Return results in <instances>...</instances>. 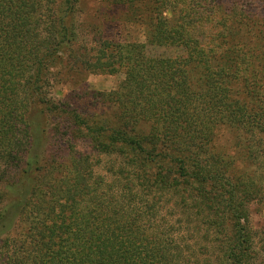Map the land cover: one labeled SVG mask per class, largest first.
Instances as JSON below:
<instances>
[{
	"label": "trees",
	"instance_id": "1",
	"mask_svg": "<svg viewBox=\"0 0 264 264\" xmlns=\"http://www.w3.org/2000/svg\"><path fill=\"white\" fill-rule=\"evenodd\" d=\"M80 2L0 0V264H264V0H99L145 40L96 46Z\"/></svg>",
	"mask_w": 264,
	"mask_h": 264
},
{
	"label": "rangeland",
	"instance_id": "2",
	"mask_svg": "<svg viewBox=\"0 0 264 264\" xmlns=\"http://www.w3.org/2000/svg\"><path fill=\"white\" fill-rule=\"evenodd\" d=\"M79 11L76 13L79 26V41L91 46H96L94 39L111 38L118 41H144L145 28L137 23H122L117 18V10L104 8L99 0H81ZM100 18H103V26L97 25ZM97 24H96V23ZM102 26V27H101ZM100 27V28H99ZM99 28V29H98ZM63 72L69 75V80L65 78L54 79L52 92L58 99L72 101L76 100V107L84 113L93 114L100 113L105 110H110L109 107L101 102H86L82 96L90 92H109L118 87L124 79V73L108 74V73H80L72 74L63 68ZM38 113V122L40 128L47 121H56V117H50L46 121L44 115ZM44 118V119H43ZM61 119V118H58ZM41 132V130H38ZM45 139L41 138L40 146H48L51 142L54 143L58 137L53 132L43 133ZM40 147V148H41ZM52 147V146H51ZM39 148V149H40ZM42 148L39 150L41 152ZM100 167V166H99ZM100 169V168H99ZM101 171V170H100ZM251 221L255 229H260L264 226V206L253 204L251 207ZM0 236H2L0 234Z\"/></svg>",
	"mask_w": 264,
	"mask_h": 264
}]
</instances>
